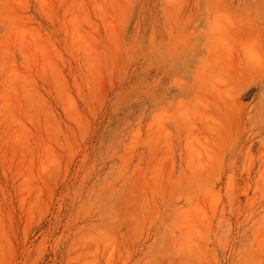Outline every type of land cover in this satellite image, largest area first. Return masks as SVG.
Masks as SVG:
<instances>
[{
  "label": "rangeland",
  "instance_id": "374dc122",
  "mask_svg": "<svg viewBox=\"0 0 264 264\" xmlns=\"http://www.w3.org/2000/svg\"><path fill=\"white\" fill-rule=\"evenodd\" d=\"M0 264H264V0H0Z\"/></svg>",
  "mask_w": 264,
  "mask_h": 264
}]
</instances>
